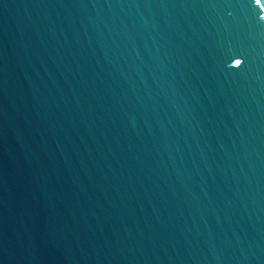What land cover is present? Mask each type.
<instances>
[{
	"label": "water",
	"instance_id": "1",
	"mask_svg": "<svg viewBox=\"0 0 264 264\" xmlns=\"http://www.w3.org/2000/svg\"><path fill=\"white\" fill-rule=\"evenodd\" d=\"M0 264H264V0H0Z\"/></svg>",
	"mask_w": 264,
	"mask_h": 264
}]
</instances>
